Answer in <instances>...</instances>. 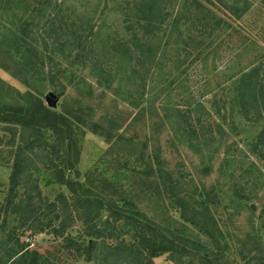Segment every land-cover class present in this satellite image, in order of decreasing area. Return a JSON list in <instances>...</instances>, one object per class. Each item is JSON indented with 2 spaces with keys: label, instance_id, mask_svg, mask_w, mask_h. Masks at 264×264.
Listing matches in <instances>:
<instances>
[{
  "label": "trees",
  "instance_id": "16d2710c",
  "mask_svg": "<svg viewBox=\"0 0 264 264\" xmlns=\"http://www.w3.org/2000/svg\"><path fill=\"white\" fill-rule=\"evenodd\" d=\"M112 1L125 14L132 34L126 38L116 33L109 43L104 38L100 43L90 21H76L53 0H0V68L26 89L21 92L0 77V164L11 168L1 211L3 218L12 213L18 222L0 244V264H52L46 254L21 241L18 228L32 236L47 232L59 238L62 250L84 263L154 264L155 257L166 254L171 264H238L229 240H235L239 228L226 221L242 204H224L213 188L187 180L182 161L172 165L155 135L144 133L139 141L126 134L134 121L148 119V113L156 115L152 125L159 134L173 132L170 151L178 152L182 145H211L214 153L222 140L230 139L239 116L258 126L249 151L264 162V48L257 46L253 59L227 72L222 81L228 85L215 94L221 100L209 110L203 108L202 119L195 112L199 103L168 100L174 80L162 78L158 85L166 98L159 115L153 104L142 100L146 76L152 69L157 76L166 74L163 66L170 47L181 54L174 58L179 61L175 69L184 74L183 66L192 67L203 49L211 47V30L227 32L228 25L209 0H180L172 18L167 10L171 0ZM255 1L234 0L230 15L241 19ZM140 32L147 36L137 38ZM116 78L119 85L112 86ZM130 82L136 90H128ZM122 85L127 88L118 97L126 103L123 110L115 96L112 105L105 102L109 91L122 95ZM49 86L61 92L57 108L44 102ZM67 87L77 90V100H70ZM134 94L140 102L133 101ZM87 131L108 145L102 159L117 165L112 172L99 167L80 171L81 141ZM39 173L52 175L63 187L52 201L41 195ZM254 238L246 232L244 239L235 240L244 264H264L263 246Z\"/></svg>",
  "mask_w": 264,
  "mask_h": 264
},
{
  "label": "rangeland",
  "instance_id": "374dc122",
  "mask_svg": "<svg viewBox=\"0 0 264 264\" xmlns=\"http://www.w3.org/2000/svg\"><path fill=\"white\" fill-rule=\"evenodd\" d=\"M53 1L55 4H59L58 9L61 8L64 14L70 15L73 19L76 20L83 17L86 21H90V25L94 32L97 31L100 35V43L102 40L101 38L108 39L109 43V40H111L109 38L116 36V33H118L119 37L126 38L132 34V31L128 32L126 29L128 23L124 20L125 14L118 9L117 5H113L112 0ZM209 1L211 2H208L210 7L215 8V11L219 9V11L216 12L219 18L226 21L224 24L228 25L227 32L211 30L213 32V35L211 34L213 37L208 38V41L212 42L211 47L203 49V55H201L200 60H197L192 67L187 69L186 65L183 66L184 74H181L175 69L179 61H176L174 58H177L181 54H177V51L175 53L170 47L167 49V51H169L167 53V65L163 66L166 74L162 77L157 76L156 73L153 74L152 69V72L146 76V80L143 78V84L146 88L145 92H140L142 94L145 93L142 100L146 101L145 103L148 102L147 104H153L156 108L155 111L159 115L163 114L161 101L166 98V95H164L165 93H160L161 85H158L159 81L164 79L168 83V81L172 82L174 80V82L171 83V89L167 90V96L170 97L168 100H171L173 103H177L179 100L180 104H188L192 101L199 103L200 106L195 112H197L202 119V109L206 108L209 110L211 103L221 100L220 96H216L215 94L228 85V81H222L224 78L228 77L229 74L227 72L232 71L231 68L233 66L236 68V64L241 63L245 65L249 60L253 59V54L256 55L255 50H257V46L264 48V0L253 2L250 10L239 20L234 19L236 18L234 14L233 16L232 14L230 15V9L232 5H234V0ZM31 5L32 2L30 3V6ZM178 5H180V0H177V3L175 0H171L170 3L167 4V10L168 13L171 14V18L174 17ZM180 8L181 6H179V9ZM182 17L183 15L181 18ZM233 20L240 25H237V23V27L233 25L235 24L232 23ZM233 26L235 27L233 28ZM146 36L147 34L145 32H140L136 37L142 39ZM216 43L217 46L215 45ZM103 45L107 46L105 42ZM110 75H115V70L113 68L110 69ZM0 77L19 91L24 92L26 90L25 86L22 85L18 79L9 75L1 68ZM88 80L90 84L94 87L96 86L93 79ZM125 82L126 81L122 82V84L124 85ZM133 82L136 81L133 79ZM133 82H130L128 85V90L132 88L136 90L135 83L133 85ZM138 82L141 83L140 80H138ZM117 85H119L118 78L112 82V86ZM123 85L120 86L122 95L117 96L114 95L113 91L108 92L107 99L105 100L107 104L112 105L114 103V101H112L114 96L116 99L120 100L119 98L125 94L123 91L127 90L126 87L123 88ZM121 91L119 94H121ZM98 92L99 89L96 90V93ZM65 93H67L70 100L75 101L78 99L77 90L72 87H67ZM60 94L61 92L59 90L57 91L53 86H49L44 92V102L48 105L47 101L51 99L55 104L53 107L57 108L61 99ZM191 97L193 100H191ZM132 98L135 102L141 101L138 99V95L135 97L134 94ZM116 103L117 100L115 101V104ZM118 106L122 110L127 107L126 103L121 100L118 102ZM144 115H146L148 119L145 120L143 117V119L140 118L134 121V128L131 126L126 135H136L139 141L142 140L144 133H146L145 135H155L163 145V154L171 160L172 165L176 164L177 161H182V170L187 180H194L198 186L205 187L207 190L213 188L214 191L218 192L222 197L224 204L233 205L232 202L242 204V210L239 211L238 214L230 216L231 220H227V216H224V220H227V224L239 228V233H235V240L239 237L244 239L246 237V232H249L250 235L255 237L254 239H256L258 244L263 246L261 248L264 251V162L256 159L249 151V143L252 142L255 138V134L259 131L258 126H250L252 124L244 122L238 116L236 117L237 124L233 128L234 131H232L233 134L231 133L232 136L230 139H227V141L222 140L221 144L217 147V152L212 153L214 150L211 149V145L210 147L202 146L199 149H191L190 146L182 145L178 146V152H172V150L170 151L167 148V146H169L168 141L170 142L171 136H174L172 130V133L168 135H166L165 132L159 134V131L155 129L156 127L152 125V121L156 119V115H149L148 113ZM136 132H138V134ZM217 141L214 143L215 145ZM81 142L79 169L82 173L92 170L95 167H99V169L103 171L112 172L117 167V165L109 161L108 158V160L102 159L104 156L103 152L108 145L100 137L87 131ZM231 142L236 143L232 144ZM148 146L151 148L150 144ZM10 173V166L0 164V244L4 236L14 231V227L18 224L15 215L7 213L4 219V214L1 211V206L3 207L4 198L7 195ZM47 173H39L36 175V178L42 197L45 200L52 201L54 196L59 191L63 190V187L56 181V178ZM160 217L162 221L166 219L165 215H161ZM75 228L77 229V227ZM17 232L21 234V241L29 244V249H35L40 254H46L50 258L52 264H92L74 261V257L71 254L62 250L60 239L54 238L47 232L38 233L33 236L30 235L29 231H21L19 228ZM125 238L127 241H131L129 236H125ZM227 238L229 239V237ZM235 240L234 237L229 240L231 251L236 254L235 259L238 261L236 263L244 264L245 259L242 254L240 255L239 245ZM249 242V244L252 245L255 243V240L251 239ZM248 249L249 247L246 245L244 254H247ZM3 250L4 248L0 249V256ZM231 257L234 258L235 255L232 254ZM10 262V264H16L12 260H10ZM123 262L124 261H115L114 263L108 262L106 264H124ZM153 262L154 264H171L166 254L155 257ZM18 263H20V261L17 262V264Z\"/></svg>",
  "mask_w": 264,
  "mask_h": 264
},
{
  "label": "water",
  "instance_id": "95a60500",
  "mask_svg": "<svg viewBox=\"0 0 264 264\" xmlns=\"http://www.w3.org/2000/svg\"><path fill=\"white\" fill-rule=\"evenodd\" d=\"M47 103H48V105H50V106L55 105V104H54V101H52L51 99H48Z\"/></svg>",
  "mask_w": 264,
  "mask_h": 264
}]
</instances>
